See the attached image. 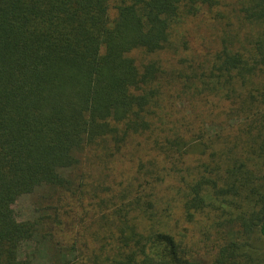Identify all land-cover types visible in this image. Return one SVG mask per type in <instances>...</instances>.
Here are the masks:
<instances>
[{"label": "trees", "instance_id": "1", "mask_svg": "<svg viewBox=\"0 0 264 264\" xmlns=\"http://www.w3.org/2000/svg\"><path fill=\"white\" fill-rule=\"evenodd\" d=\"M225 1L0 0V264H36L20 248L45 242L55 264H264V0ZM224 6L233 29L205 64L132 56L173 49L178 26ZM172 97L189 117L172 120ZM208 122L229 123L225 148ZM92 156L135 174L87 185ZM41 188L89 199L96 228L19 222L14 205ZM204 216L219 237L206 262L180 225Z\"/></svg>", "mask_w": 264, "mask_h": 264}, {"label": "rangeland", "instance_id": "2", "mask_svg": "<svg viewBox=\"0 0 264 264\" xmlns=\"http://www.w3.org/2000/svg\"><path fill=\"white\" fill-rule=\"evenodd\" d=\"M225 3H228L232 9L234 8V3L236 4L235 0H226ZM231 17V9L226 6L213 10L204 9L197 17L188 19L185 23L176 28L177 34L172 46L173 49L160 54L158 57H150L143 52H135L132 56L139 65L148 63L150 60L154 59L159 61L166 68L177 67V69L180 70H188L190 65L198 66L205 64L218 50H220L225 31L233 29L230 28V23L233 22L231 21ZM172 98L173 99L169 103L171 108L170 111L172 112L170 113L172 120L176 121L178 118L180 119L181 116L189 117V113L192 111V109H190L192 107L190 102L185 99L181 101L178 97ZM174 98L178 100H174ZM211 107L212 104L201 109L203 116L210 112ZM203 124L204 119L201 122V125ZM206 124L208 128H205L206 126L203 127L206 133H209V135L218 134L213 140L216 141V148H225L228 141V138L225 137H228L231 132L229 123L224 122L222 124L223 131L220 128H215L211 122ZM216 131H218V133ZM134 150H136V148H134ZM139 150L140 153H142L141 155H143L142 149ZM88 157L89 154L84 158ZM90 160L89 166L85 164L83 165V170L77 171V174L82 173L81 175H83L88 172L92 175L93 178L91 179L86 176L87 185L94 183V179L100 180L99 178L102 177L103 171L108 168L115 169L117 177H122L121 174H125L128 177L135 174V172L127 173L133 164V160L131 161L129 158L123 161L121 160L125 165H120V167H116L118 162L108 164L99 163L93 156ZM137 164L138 161H135V165ZM73 200L71 196H66L65 192H55L50 188H41L33 194L19 198L14 205V211L17 220L21 223L39 219L41 216L51 217V220L56 221V216L59 212V215L62 217L61 219L65 222V229L66 220H68L67 229L75 228L80 231L83 228L88 229L90 226L91 229H95V224L98 222L99 216L96 214V211H93L91 201L87 199L84 205H79L74 203ZM199 220L200 225L198 226L189 227V225L183 221H181L180 225H182V233L185 235V243L188 249L195 253L196 258L206 262L217 252L219 237L211 232L208 227L209 222L205 216L203 219L199 218ZM57 227L58 226L55 227V230ZM38 239L39 238L35 241H38ZM19 254L22 258L30 257L36 264H55L57 263L56 261H58L51 246L46 242L24 244L20 248Z\"/></svg>", "mask_w": 264, "mask_h": 264}]
</instances>
